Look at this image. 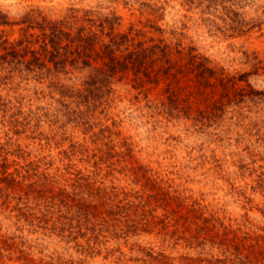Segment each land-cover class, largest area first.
<instances>
[{
    "label": "rangeland",
    "instance_id": "1",
    "mask_svg": "<svg viewBox=\"0 0 264 264\" xmlns=\"http://www.w3.org/2000/svg\"><path fill=\"white\" fill-rule=\"evenodd\" d=\"M0 43V264H264V0H0Z\"/></svg>",
    "mask_w": 264,
    "mask_h": 264
},
{
    "label": "trees",
    "instance_id": "2",
    "mask_svg": "<svg viewBox=\"0 0 264 264\" xmlns=\"http://www.w3.org/2000/svg\"><path fill=\"white\" fill-rule=\"evenodd\" d=\"M52 29V32H51V34H48V33H46L45 32V34H44V36L46 37V39L48 38V36H51L52 38H54V40H51L52 42H55V45H57L56 47H59L58 46V41L56 40V38L58 39L59 38V33H61L60 32V30L58 29V27L57 26H54V27H52L51 28ZM83 41V40H82ZM1 44V43H0ZM113 45H114V43H113ZM45 46H47V43L45 44ZM107 46V49H109V48H111L112 47V45L111 44H107L106 45ZM59 49V48H58ZM114 50H110L109 51V53H108V55H110V54H114ZM110 60H111V62L113 63V67H116V65H117V63L115 62V57L114 56H110ZM84 63H87V62H84Z\"/></svg>",
    "mask_w": 264,
    "mask_h": 264
}]
</instances>
